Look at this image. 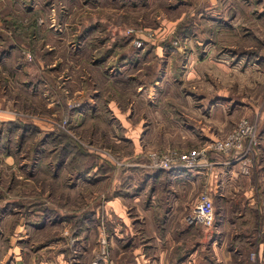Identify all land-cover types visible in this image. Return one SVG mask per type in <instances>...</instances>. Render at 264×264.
<instances>
[{
	"label": "rangeland",
	"instance_id": "1",
	"mask_svg": "<svg viewBox=\"0 0 264 264\" xmlns=\"http://www.w3.org/2000/svg\"><path fill=\"white\" fill-rule=\"evenodd\" d=\"M201 1L203 0H0V33L15 39L10 26L13 18L14 23L18 25L16 31H20V35L24 34L30 44H25L29 47H21L15 42L10 52L0 59V94L1 97H8L9 102L0 103V124L6 120H20L37 126L40 129V134L36 137L37 143L46 134L61 130L69 136L73 144L80 145L89 152L90 158L85 163L93 160V167L96 168L98 165L105 166L108 160L111 162L109 164L113 165L106 176L100 177V181L94 177L96 174L92 171L76 178L71 169L74 163L68 166L70 172L67 174H70V178L64 180V173L65 176L57 181L47 177V173L43 177V166L29 167V170L22 174L15 169V177L9 163L8 166L3 165V175L9 179L4 186L8 183L11 186H20L15 189L19 190L17 194L9 189L10 195L0 200V214L3 210L9 211V223L12 225L2 233V264H60L53 257H57L62 251L66 257H70V261H61L62 264H111L104 223L109 220L107 217L110 214V198L125 194V180L121 176L127 170L126 160L115 151L126 148V139L120 128L114 130L119 133L109 136L110 122L115 119L111 117V111L107 109L106 104L102 103V113L98 116H95L97 111L93 107H86V113L81 115L83 101L74 90V94L72 93L77 76L81 75L84 80H103L105 77L113 82L109 81L107 85L119 83L123 86L129 116L136 112L138 101L145 95L151 96V99L152 95L158 96L159 102L154 110L162 114L165 110L177 106L171 96L190 95L199 101L200 97L207 93L217 98L224 97L225 110L237 108L240 112H245L248 105L252 106L254 118L241 113L229 124V132L244 117L257 124L258 131L262 130L264 119L261 118L260 125L261 114L257 118L254 114L264 112V0H239L243 7L239 2L236 3L237 8L232 0H219L223 7L218 8L227 11V24L224 23L221 27L211 22L208 17H205L201 24L198 13L203 10L205 4H201ZM247 2L252 4L247 6ZM191 5L195 7L191 8ZM233 9H236L235 12L240 9L245 11L241 13V20L244 19L241 28L234 23L238 22L237 19L232 20ZM57 16H60V19ZM231 26L235 30L231 29ZM130 29L132 31H129ZM83 30L85 31L82 33ZM149 31L153 34H148ZM136 40L141 43L137 45ZM40 43H43V49L48 50L45 53L43 51V58L40 60L42 64L39 62L43 68L42 85H38L39 80L32 76V72H24L25 66L19 67L20 57L27 61L35 58L33 47ZM96 47L103 49L97 52ZM78 48L83 50L76 53ZM199 58H205L204 62H199ZM79 59L80 66L84 68L80 74L77 68ZM189 64L190 67L199 64L193 68L202 64L201 71L195 74L193 69L186 75ZM99 65H104L103 72L98 69ZM40 67L38 68L41 70ZM111 89L112 93L107 96L101 92V101L110 97L121 98L119 90L115 87ZM88 98L85 97L84 101ZM2 100L1 98L0 101ZM16 100H25L29 106L23 109L13 108ZM109 117L111 120H107ZM176 118L181 121L182 115H176ZM117 141L122 145L115 146ZM212 141L214 140L205 142L202 146L196 141L190 149L181 151L199 149ZM11 146L13 148V145ZM208 150L209 155L223 153L212 147ZM26 151H22L20 156L33 161L35 158L32 147ZM0 154L5 160L1 151ZM146 154L145 160L149 163ZM144 167L150 171L164 170L149 167L147 164ZM179 168L199 169V166ZM135 171V167H132L131 172ZM194 172L195 170H191L190 174ZM105 178L108 179L106 183ZM50 185L52 189L55 186L53 190ZM196 185L194 184L191 190V211L199 193L206 190L199 188V183ZM43 186L49 187L47 192H43ZM150 191L149 185L145 197L150 195ZM207 191L211 195L215 211H218L220 206H240L243 200L247 201L244 194L236 197L235 203L227 199L221 200L214 185L209 186ZM80 194L84 196L80 197ZM58 195L62 196V201L67 198L66 202H63L65 207L58 209L54 216H47L46 212L43 214L45 208L51 211L55 210L52 207L58 208ZM143 200L140 199V205L144 206ZM6 201L10 206L3 209ZM128 203L127 205L135 204ZM87 210L94 213L91 222L82 223L72 217L76 212L82 215V212ZM16 213L18 215H15ZM15 221L19 226L17 230L11 231L15 227ZM20 227H24V230ZM196 228L199 233V227ZM201 229L208 234L207 240L215 234L211 227ZM89 232L94 235L90 241L95 240L91 245H88ZM252 234L253 232L251 236ZM10 235L23 238L10 246V243L6 242ZM238 236L242 238L244 234L238 231L235 238ZM240 248L236 256H241L242 262L259 264L258 254ZM204 252H207L209 257L214 254L211 248ZM253 255L257 261L250 259ZM112 264L117 263L113 261Z\"/></svg>",
	"mask_w": 264,
	"mask_h": 264
},
{
	"label": "crops",
	"instance_id": "2",
	"mask_svg": "<svg viewBox=\"0 0 264 264\" xmlns=\"http://www.w3.org/2000/svg\"><path fill=\"white\" fill-rule=\"evenodd\" d=\"M202 2L205 3L204 8L198 13L200 17L198 20L201 24L205 17L210 19L219 17L225 20L226 9L218 8L223 7L221 1L203 0L201 4ZM239 2V0H232L236 8L238 5L236 3ZM239 5L243 7L241 2ZM190 7L194 8L195 5ZM241 13L240 9L232 17V20H238V22L234 21L238 27L244 25ZM81 50L78 48L76 53ZM204 59L199 58V62H204ZM190 65L187 66L186 75L193 69L196 70H193L195 74L201 71L202 64L196 68L193 67L199 64L193 67ZM254 65L260 66L255 63ZM103 67L104 65H99L98 69L103 72ZM77 68H79L78 74L84 69L80 66V59ZM88 71L90 72L91 68ZM83 78L81 75L77 76L76 85L72 86V93H78V97L84 104V108L80 110L81 115L87 109L86 107H93L97 111L95 116H98L102 113L100 112L102 103L106 104L107 109L111 111V117L115 119L114 122H110L109 136L119 133L114 130L120 128L126 139L124 141L126 148L115 151L120 157H125L127 168L125 174L131 173L132 167L136 169L135 175L126 177L128 181L125 183V194L120 197L113 196L108 202L110 214L107 217L109 220L104 223V228L107 233L105 240L108 242L109 259H111L109 262L111 264L113 261L117 264H245L241 256H236V252L241 249L240 247H246L248 252L258 254L259 264H264V126L259 131L260 143L254 148V153L251 152L247 156H242V153L236 150L231 153H210L209 155V150H207L203 165L199 169L173 168L150 171L149 168L144 167L148 164L145 154L151 150L169 148L187 150L196 141L199 146H202L205 142L225 136L231 129L229 124L241 113L254 118L252 106L248 105L245 112H240L237 108L225 110L224 97L209 96L205 92L206 94L202 95L199 101L190 95L171 96L170 98L177 106L160 114V111L154 110L159 102L158 96L152 95L151 99V96L145 95L138 101L136 112L129 116L130 113L128 114L126 110L128 109L126 93L122 91L123 86L119 83L107 85L113 82L105 77L103 80L91 78L84 80ZM112 87L119 90L121 98L110 97L104 99L106 101H101L100 98L103 97L101 92L107 96L112 93ZM87 96L89 98L84 101ZM1 98L3 100L0 103H9L8 99L1 97L0 94ZM159 108L162 109L161 106ZM260 114V125H262L261 118L264 119V112H255L254 115L257 118ZM176 115H182L181 121L176 118ZM116 121L119 122L117 125ZM119 141L115 144L121 146ZM1 152L5 160L0 154V176L1 183L5 184L9 182V179L4 177L2 166H8L9 163L13 169L12 174L14 172L16 177L15 169L21 174L26 171L20 167L25 159L17 164L13 154ZM191 170H195L192 175ZM15 177L12 176L13 179ZM140 181L143 184H140ZM197 183H199V188L203 187L206 190L214 185L221 200L227 199L229 202H234L236 197L243 194L247 200H243L240 206H220L218 211H215L216 216L211 227L215 234L209 240H207L208 234L201 229L202 226H192L185 220L186 215L191 211L193 202L191 190ZM149 185L151 187L150 196L145 197ZM141 198L144 199V206L140 205ZM128 202L135 204L127 205ZM8 212L0 223V227L5 230L12 226L9 223ZM196 227H199V233L195 230ZM20 228L24 230V227ZM238 231H241L244 237L240 238V235L235 238ZM251 232H253L252 236ZM14 235H10L6 240L10 246L15 245L16 240L23 238ZM92 237L94 235L90 233L88 245L95 243V240L90 241ZM2 239L3 235L0 234V241ZM210 248L214 252L211 257L204 252ZM63 252L53 257L60 264H62L61 261L64 263L65 260L70 261V257H66ZM250 259L255 261L256 257L251 256ZM3 261L0 257V264Z\"/></svg>",
	"mask_w": 264,
	"mask_h": 264
},
{
	"label": "trees",
	"instance_id": "3",
	"mask_svg": "<svg viewBox=\"0 0 264 264\" xmlns=\"http://www.w3.org/2000/svg\"><path fill=\"white\" fill-rule=\"evenodd\" d=\"M256 2H258V1H256ZM247 4L251 5L252 2H247ZM255 5H258V4H255ZM243 12H245V11L243 10L242 13ZM234 13H235V10H233L231 15ZM253 13L255 14L254 11H253ZM14 21L15 20H13V18H12V20L10 22V26L13 29L12 33H13V36H15V39H13L12 36H7V34L0 33V59L2 56L5 57V53L10 52V50L15 46V42H18L21 45V47H29V46L25 45V44H29L27 39H26V36L24 34L20 35V31H16V29H18V25H16L14 23ZM210 21L213 23H217L219 25L218 27H221L222 25H224V23L227 24V21H225L219 17L218 18H212V19H210ZM213 27H214V25H213ZM241 27L242 26H240L239 28H241ZM213 29H214V32L217 33V30L215 28H213ZM231 29H234L233 26H231ZM84 31L85 30H83L82 33ZM82 33H81V35H82ZM96 49H97V52H100V51H102L103 47H99V48L96 47ZM43 51L45 53L48 50L43 49V43H40L38 46L33 47V53L35 54L34 55L35 58L34 59L32 58L33 60L27 61V60H24L22 57H20V59H19V67L25 66L26 68H23L25 73H27L29 71L32 72V76L34 75L35 76L34 78H36V80H39L38 85H42V83H43V70H42L43 68L40 67L42 64V62L40 60H41V58H43ZM39 62H41L40 65H39ZM38 67H40L41 70ZM7 93H8V91H7ZM28 106L29 105L26 104L25 100H16L13 103L12 107L23 109V108H27ZM107 120H110V117ZM39 134H40V129L37 126L31 125L28 123H24L20 120L3 121L0 124V150L5 152V153L13 154V156H15L16 162L19 164L24 159L23 156H20V153L22 151H26V149H30V147H32V150L34 151V158L35 159H33V161H29V159L23 160V162L24 161L25 162L20 167L23 170L27 171V170H29L28 168L32 167V166H34V167L40 166L41 168L43 166V171L45 172V175H43V177H45L46 173H47L49 175L47 177L55 179V181L59 180L61 177L63 178L65 175H66L65 176L66 178L64 177L63 178L64 180H66V179L68 180L70 178V176H69L70 174H67V173L70 172V169H68V166H69V164H71V166H72V163H74V164H73L71 169H72V172L74 171L75 177L77 176L76 178H78L81 174L82 175L89 174L92 171V173L96 174V176H94V177H96V179L98 181H100V177L106 176L109 173L110 169L113 167L112 164L111 165L109 164L111 162L108 160L106 163L104 162L106 164L105 166L104 165H98V166H96V168L93 167V164H94L93 160H91L88 163H85L90 158L89 152L87 150H85L83 147H81L80 145L78 146V145L73 144L70 141L69 136H67L66 134H63V132L61 130L53 131V132L46 134L43 138H40L39 142L37 143L36 137ZM11 145H13V148ZM114 145L116 146L118 144H114ZM14 147H16V149H14ZM109 149L113 150L112 148H109ZM20 157H22V159H20ZM75 168L78 170H75ZM64 173H65V175H64ZM135 174H136V171L131 172L127 175L132 176ZM97 175H98V177H97ZM127 175L125 174V172H123V175L121 176L125 180V183H127V181H128L126 178ZM106 178H108V177H106ZM1 180H0V200L3 198H7L9 189L14 194H17V192L19 190H15V189L20 186L19 184H17L16 187L14 185L11 186L10 183H8L6 186H4L3 182L1 183ZM107 180L108 179H106L104 182L106 183ZM142 181H140V184H143ZM45 182H46V180H45ZM50 187H51V185H50ZM54 187L55 186H53V189H54ZM48 189H49V187L45 188L43 186V192H47ZM51 189H52V187H51ZM83 196H84L83 194H80V197H83ZM131 196H134V195H131ZM61 197L62 196H59V198H58L59 202H60V205L58 206V208L52 207L55 209L53 211L49 210L48 208H45V209H43V214L46 212L45 214L47 216H49V215L54 216V213H58V209L65 207L63 205V202H66L67 198L65 201H62ZM148 202H149V198H148ZM8 206H10V204H8V202H7V204H5L3 209L7 208ZM214 207H215V205H214ZM215 209L216 208H214V211H215ZM6 212H7L6 210H3L2 213L0 214V223H1L2 217H4L7 214ZM82 213L83 214L80 215V213L76 212V213L72 214V217L75 218L76 221H80L82 223H85L86 221L91 222L93 220V217H94L93 211L87 210V211H84ZM75 214H77V216H75ZM15 215H18V214L16 213ZM62 215H64V214H62ZM43 218L45 219V216H43ZM64 219H66V217ZM15 220H17V218H15ZM14 225H15V227H14L15 229H12L11 231L17 230L16 228H17V226H19L17 221L14 222ZM20 226H21V224H20ZM89 228L90 227H87V229H89ZM3 230L4 229H2L0 227V234L4 233Z\"/></svg>",
	"mask_w": 264,
	"mask_h": 264
},
{
	"label": "built area",
	"instance_id": "4",
	"mask_svg": "<svg viewBox=\"0 0 264 264\" xmlns=\"http://www.w3.org/2000/svg\"><path fill=\"white\" fill-rule=\"evenodd\" d=\"M129 31H132V29ZM148 34L152 35L153 32L149 31ZM140 43V41L136 42L137 45ZM259 143L260 136L258 125L252 123L249 118L244 117L225 137L217 138L199 149L189 151H181L174 148L151 150L147 152L149 161L147 165L152 168L164 170L179 167H201L209 147L224 153H231L233 150H236L241 152L242 156H247L251 152L254 153V148ZM185 220L191 225L207 228L213 226L215 220L214 204L207 190L199 193L195 206L192 211L186 215Z\"/></svg>",
	"mask_w": 264,
	"mask_h": 264
},
{
	"label": "flooded vegetation",
	"instance_id": "5",
	"mask_svg": "<svg viewBox=\"0 0 264 264\" xmlns=\"http://www.w3.org/2000/svg\"><path fill=\"white\" fill-rule=\"evenodd\" d=\"M42 3H43V1H42ZM60 15H61V14H60ZM57 18L60 19V16H57Z\"/></svg>",
	"mask_w": 264,
	"mask_h": 264
}]
</instances>
